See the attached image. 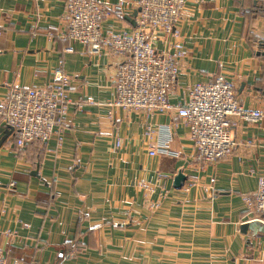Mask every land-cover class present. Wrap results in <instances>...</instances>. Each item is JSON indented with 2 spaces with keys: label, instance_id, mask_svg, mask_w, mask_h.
<instances>
[{
  "label": "crops",
  "instance_id": "0c3cea01",
  "mask_svg": "<svg viewBox=\"0 0 264 264\" xmlns=\"http://www.w3.org/2000/svg\"><path fill=\"white\" fill-rule=\"evenodd\" d=\"M66 1L0 0V99L12 85L51 83L61 58L72 75L68 114L46 147L36 141L20 147L14 134L0 146L4 257L25 264H264V233L240 229L264 218L244 201L264 175V119L241 123L232 154L203 165L176 110L147 118L107 105L120 59L58 36L67 25ZM131 2L123 15L108 16L103 29H134L129 17L137 0ZM150 33L156 48L180 43L185 51L173 105L195 83L223 74L245 106L264 107V55L258 54L264 0H186L172 32ZM148 120L153 143L168 138L175 154H150ZM180 169L187 179L177 188Z\"/></svg>",
  "mask_w": 264,
  "mask_h": 264
},
{
  "label": "built area",
  "instance_id": "2783aa9c",
  "mask_svg": "<svg viewBox=\"0 0 264 264\" xmlns=\"http://www.w3.org/2000/svg\"><path fill=\"white\" fill-rule=\"evenodd\" d=\"M136 3L139 11L134 29L106 31L102 27L103 21L110 15H123L132 4L131 0H120L111 5L99 0H67V25L58 36L80 42L89 51L100 53L107 49L120 59L115 72V95L107 105L141 111L147 118L157 111L176 110L188 125L189 138L199 162L205 165L230 156L236 143L234 130L243 122L263 120L264 107L245 106L238 96L234 80L223 74L195 83L190 87L187 99L173 105L170 95L176 88L185 51L180 43L174 50L156 48L150 31L159 28L172 32L181 18L186 0H137ZM48 34L50 37L55 35L53 31H48ZM2 35L0 26V37ZM67 50L73 48L68 47ZM71 81L72 75L65 69L61 58L51 83L33 87L12 85L6 97L0 99V116L13 127L18 146L24 147L35 141L47 146L68 114ZM83 103L78 101L79 107ZM112 112L110 110L111 115ZM148 121L144 127L150 154H175L169 148L168 138L158 145L153 143L154 127ZM115 144L119 147L122 138L117 137ZM244 201L255 214L264 215V175L259 176L256 192L245 195ZM58 256H65V251H58ZM0 264L25 263L18 259L9 261L0 250Z\"/></svg>",
  "mask_w": 264,
  "mask_h": 264
},
{
  "label": "water",
  "instance_id": "95a60500",
  "mask_svg": "<svg viewBox=\"0 0 264 264\" xmlns=\"http://www.w3.org/2000/svg\"><path fill=\"white\" fill-rule=\"evenodd\" d=\"M138 11H139V8L135 9L133 12V15L129 17V19L131 20L133 24L136 23V16L138 14ZM258 47H259L258 54L264 55V38L259 40ZM13 130H14L13 127L9 124H6L5 126L0 127V146L3 144V142L8 136L14 134ZM186 179H187L186 174L183 172V170L180 169L174 177L175 187L177 188L182 187ZM240 229L242 232L250 231L254 235H261L264 233V218H254V219L245 221L241 224Z\"/></svg>",
  "mask_w": 264,
  "mask_h": 264
}]
</instances>
